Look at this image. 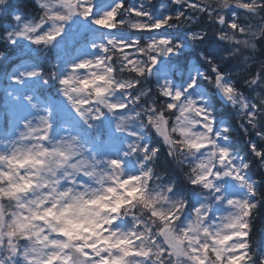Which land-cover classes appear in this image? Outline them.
Instances as JSON below:
<instances>
[{"label": "snow or ice", "instance_id": "obj_1", "mask_svg": "<svg viewBox=\"0 0 264 264\" xmlns=\"http://www.w3.org/2000/svg\"><path fill=\"white\" fill-rule=\"evenodd\" d=\"M250 3L167 0L157 12L153 0H33L27 13L22 0H0V70L11 69L0 85V188L33 196L0 226L10 260L244 258L264 213V70L227 54L264 44L246 30ZM233 112L250 156L233 143Z\"/></svg>", "mask_w": 264, "mask_h": 264}, {"label": "clouds", "instance_id": "obj_2", "mask_svg": "<svg viewBox=\"0 0 264 264\" xmlns=\"http://www.w3.org/2000/svg\"><path fill=\"white\" fill-rule=\"evenodd\" d=\"M205 3H215L222 7H228L229 4L242 3V0H205ZM260 0H251V3L247 5L249 10V15L244 18L249 22L251 26L247 31H255L257 35L264 34V10L259 7ZM258 23L259 27L256 28ZM227 55L233 56V62L235 64L242 63L243 57H249V64L255 63L257 71L264 70V44L253 43L247 49H241L239 52ZM242 79H250L249 72L247 69H239V75ZM0 134L4 135V142L7 143V130L0 125ZM15 183V181H12ZM26 185H17L15 189L4 187L0 188V194H8L9 198L3 203H0V226H3L4 216L8 213H12L18 210L17 205L21 204V201L30 202L33 200L31 195L16 196L13 195L14 192H22ZM15 222V217L12 221L7 222L8 227H12ZM244 243L247 247L243 252V259H238L234 264H264V225L257 226L256 221L252 226L251 233ZM16 253L13 249H10L6 244L0 248V264H15V260H10V257H15Z\"/></svg>", "mask_w": 264, "mask_h": 264}, {"label": "trees", "instance_id": "obj_3", "mask_svg": "<svg viewBox=\"0 0 264 264\" xmlns=\"http://www.w3.org/2000/svg\"><path fill=\"white\" fill-rule=\"evenodd\" d=\"M105 1H112V0H104V2ZM165 1H167V0H153V2L156 5H158L159 2H165ZM22 4L27 6L24 9V11H26L27 13L33 12V7H32L33 0H22ZM156 11H157V8H156ZM192 59H194V57H189V61H191ZM10 71H11V69L7 68V67L0 70V84L1 85L6 83V74ZM44 94L45 95H53L51 90H45ZM0 99H3L2 94H0ZM53 99H57V97L53 96ZM217 100H219V99L216 98L213 100V104L216 107V110L219 113H224L226 111V109H225V106L223 105V102L220 101L219 104H217ZM229 108H230V106H229ZM223 119L227 120L228 117L224 116ZM232 119L234 121L233 127L235 129V136L233 139V143L235 144V147L239 151L241 156H250V151L247 149V144H248V141L250 139H252V137L244 133L243 128L241 127V124L243 123V121L239 117H237L234 112L232 114ZM173 167H175L174 164H173ZM256 167H258V165ZM256 224L258 227L261 225H264V213H262L261 217L257 218Z\"/></svg>", "mask_w": 264, "mask_h": 264}, {"label": "rangeland", "instance_id": "obj_4", "mask_svg": "<svg viewBox=\"0 0 264 264\" xmlns=\"http://www.w3.org/2000/svg\"><path fill=\"white\" fill-rule=\"evenodd\" d=\"M111 2H112V1H105V2H104V6H110V5H111ZM160 3H165V2H159V3H158V5H157V11H159V7H158V6H159ZM98 10H99V9H98ZM5 27H7V25H6ZM187 27H191V25H188ZM93 30H95V29L93 28ZM101 34H103V30H101ZM234 64H235V63H234ZM241 69H242V68H241ZM235 71H236V74L239 75V70H235ZM57 99H58V97H57Z\"/></svg>", "mask_w": 264, "mask_h": 264}]
</instances>
